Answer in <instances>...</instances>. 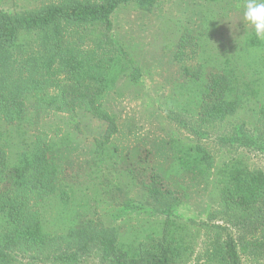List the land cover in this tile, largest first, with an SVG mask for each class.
I'll use <instances>...</instances> for the list:
<instances>
[{"label":"trees","instance_id":"16d2710c","mask_svg":"<svg viewBox=\"0 0 264 264\" xmlns=\"http://www.w3.org/2000/svg\"><path fill=\"white\" fill-rule=\"evenodd\" d=\"M23 1L31 5V0ZM158 1L48 0L7 10L0 0V264H75L91 251L101 264L187 263L196 236L186 222L166 218L148 236L132 239L117 226L89 230L87 219L79 224L67 171L75 164L99 170L114 154L156 204L211 185L224 209L241 214L235 222L237 237L212 238L205 257L213 264H242L243 255L264 256L262 169L240 159L216 167L205 147L177 137L156 150L140 139L131 147H110L109 137L95 145L90 159L79 154L76 115L90 112L108 123L112 135L117 118L105 99L120 80L136 75L124 50L104 45L114 14L129 4L151 11ZM203 1L197 25L183 24L179 30L175 58L191 52L197 69H179L172 80V103L209 126L233 115L242 103L264 117V40L252 28L233 39L223 34V17L243 10L242 0ZM62 75L66 83L60 82ZM53 87L59 90L51 94ZM49 108L74 114L36 130ZM52 200L62 209L56 228L47 217ZM17 249L46 259L19 263L12 254Z\"/></svg>","mask_w":264,"mask_h":264},{"label":"rangeland","instance_id":"374dc122","mask_svg":"<svg viewBox=\"0 0 264 264\" xmlns=\"http://www.w3.org/2000/svg\"><path fill=\"white\" fill-rule=\"evenodd\" d=\"M43 1L48 0H31V5L23 0H18L17 4L13 0H4V8L36 7ZM203 2L159 0L151 11L140 10L130 4L116 11L114 28L106 31L108 38H105L107 42L104 45L108 50L113 47L124 50L136 66V75L134 79L126 76L120 80L105 99L108 110L117 118L118 129L112 135L109 136L111 129L107 122L90 112H79V105L76 107L79 112L76 115L79 154L90 159L95 145L109 137L110 147L113 144L131 147L136 139H140L144 146L153 150L171 137H177L193 140L205 147L216 167H224V164L240 159L249 167L264 171V117H258L242 103L233 115L209 126L202 124L198 116L185 113L172 103L171 95H175L171 89L172 80L179 69H197V58L191 52L175 58L179 30L183 24L199 22ZM245 28L251 29V26L243 23V10L231 12L229 18L223 17L221 29L227 38L242 36ZM88 39L95 45L93 39ZM60 78V82H67L64 75ZM58 90V87L50 88V93ZM45 110L39 117L36 130L48 129L50 124L59 122L60 117L69 118L74 114L61 113L54 108ZM61 126L64 127L63 124ZM117 158L114 154V159H108L110 162L104 160L99 170H92L90 165L75 164L67 171L65 182L75 192L74 207L78 212L75 216H81L79 224L87 219L89 230L117 226L125 238L132 239L138 234L148 236L153 228H158V222L166 218L186 222L191 224L189 228L196 241L195 253L185 264H213L205 257L207 248H212V238L226 239L240 233L235 222L241 214L224 209L219 194L211 185L186 198L180 196L181 200L171 198V206L168 199L156 204L140 185L131 181L130 173ZM82 196L87 198L83 200ZM49 204L47 217L56 228L62 213L61 205L54 200ZM12 254L19 263L35 258L39 262L46 259L19 249ZM75 264L101 263L96 253L91 251ZM242 264H264V256L243 255Z\"/></svg>","mask_w":264,"mask_h":264},{"label":"clouds","instance_id":"9594fccd","mask_svg":"<svg viewBox=\"0 0 264 264\" xmlns=\"http://www.w3.org/2000/svg\"><path fill=\"white\" fill-rule=\"evenodd\" d=\"M243 23L250 25L255 37L264 40V0H242Z\"/></svg>","mask_w":264,"mask_h":264}]
</instances>
